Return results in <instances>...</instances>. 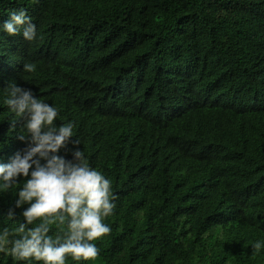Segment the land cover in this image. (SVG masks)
Returning a JSON list of instances; mask_svg holds the SVG:
<instances>
[{
    "label": "trees",
    "instance_id": "1",
    "mask_svg": "<svg viewBox=\"0 0 264 264\" xmlns=\"http://www.w3.org/2000/svg\"><path fill=\"white\" fill-rule=\"evenodd\" d=\"M21 8L37 35L0 32V162L25 147L14 81L73 123L58 154L83 149L115 195L97 258L65 264H264V0H0V22Z\"/></svg>",
    "mask_w": 264,
    "mask_h": 264
},
{
    "label": "clouds",
    "instance_id": "2",
    "mask_svg": "<svg viewBox=\"0 0 264 264\" xmlns=\"http://www.w3.org/2000/svg\"><path fill=\"white\" fill-rule=\"evenodd\" d=\"M0 32L19 34L25 41L37 35L36 25L22 8L11 11L0 22ZM23 69L32 72L35 65L28 62ZM3 104L23 120L17 139L25 142V147L7 162H0V192L15 191L6 216L13 220L20 209L22 218L16 227L19 235L13 236L8 228L0 229V253L24 264H65L69 256L74 261L97 258L99 248L93 241L111 231L104 222L115 208L111 180L90 166L81 148L70 150L71 159L58 154L60 149L68 151L74 125L71 121L54 123L58 108L38 98L32 89L9 81L4 86ZM14 124L15 120L10 126ZM71 143L79 145L80 141L73 139ZM53 224L60 231L50 234ZM251 246L259 253L264 240H256Z\"/></svg>",
    "mask_w": 264,
    "mask_h": 264
}]
</instances>
